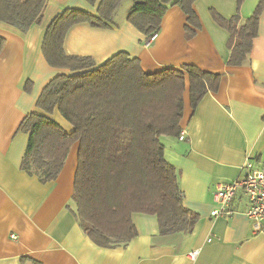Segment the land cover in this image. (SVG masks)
Returning <instances> with one entry per match:
<instances>
[{
	"label": "crops",
	"instance_id": "obj_1",
	"mask_svg": "<svg viewBox=\"0 0 264 264\" xmlns=\"http://www.w3.org/2000/svg\"><path fill=\"white\" fill-rule=\"evenodd\" d=\"M43 19L26 32L0 22L5 45L0 52V264H264V233L253 234L243 213L247 200L237 191L228 216L211 217L216 184L230 183L243 174L250 159L264 163V6L248 60L228 66L229 33L212 18L238 12L240 23L260 0H195L200 27L186 36V15L178 6L164 13L155 39L145 36L118 9L117 26H71L63 39L68 55L89 56L96 65L118 52L137 58L145 73L193 65L220 74L216 91H208L192 108L186 82L183 91V138L160 137L165 160L178 173L183 204L199 216L188 233L161 235L154 215L133 214L137 235L125 245L101 247L80 228L72 208L77 143L73 144L58 176L40 182L20 168L27 134L18 130L33 111L50 79L67 69L47 64L41 44L51 20L66 8L95 13L98 1L46 0ZM52 117L66 129L55 110ZM264 225V221H263ZM14 236V238L12 237ZM197 250L193 260L190 252Z\"/></svg>",
	"mask_w": 264,
	"mask_h": 264
},
{
	"label": "trees",
	"instance_id": "obj_2",
	"mask_svg": "<svg viewBox=\"0 0 264 264\" xmlns=\"http://www.w3.org/2000/svg\"><path fill=\"white\" fill-rule=\"evenodd\" d=\"M86 1L91 5L98 1L95 13L66 8L44 33L41 52L45 61L68 73L50 79L36 100V111L21 120L18 130L28 137L20 168L40 182L53 181L77 143L69 209L98 246L125 245L134 238L138 233L135 213L154 215L161 235L188 233L199 216L183 204L178 173L165 160L160 137H179L181 133L186 82L194 108L208 91L217 90L221 75L193 65L145 73L139 60L126 52L99 65L89 56L66 54L63 39L74 24L86 22L102 28L119 24L113 16L122 0ZM194 1L132 0L124 19L146 41L158 33L166 10L178 6L186 15L189 38L200 27ZM235 1L239 6L243 0ZM46 2L0 0V22L26 32L41 23ZM263 6L264 0H260L243 23L238 12L224 18L210 10L213 20L229 33L228 66L248 60ZM4 45L5 38L0 36V52ZM55 110L70 129L52 117Z\"/></svg>",
	"mask_w": 264,
	"mask_h": 264
},
{
	"label": "built area",
	"instance_id": "obj_3",
	"mask_svg": "<svg viewBox=\"0 0 264 264\" xmlns=\"http://www.w3.org/2000/svg\"><path fill=\"white\" fill-rule=\"evenodd\" d=\"M156 37L152 35L145 41L149 45ZM183 138L180 133L179 139ZM243 174L230 183L216 184L213 192L214 208L211 217H223L232 213L231 204L237 191H240L247 200L243 211L251 224L253 234L264 233V163L257 166L250 159H247L242 166ZM14 238V236L12 235ZM198 251L190 252L191 259H195Z\"/></svg>",
	"mask_w": 264,
	"mask_h": 264
},
{
	"label": "rangeland",
	"instance_id": "obj_4",
	"mask_svg": "<svg viewBox=\"0 0 264 264\" xmlns=\"http://www.w3.org/2000/svg\"><path fill=\"white\" fill-rule=\"evenodd\" d=\"M132 5V0H122L118 6V17H125L129 7Z\"/></svg>",
	"mask_w": 264,
	"mask_h": 264
}]
</instances>
